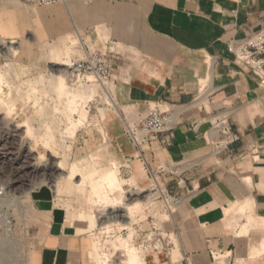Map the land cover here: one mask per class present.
<instances>
[{
  "label": "crops",
  "instance_id": "0c3cea01",
  "mask_svg": "<svg viewBox=\"0 0 264 264\" xmlns=\"http://www.w3.org/2000/svg\"><path fill=\"white\" fill-rule=\"evenodd\" d=\"M263 26L264 0H64L42 8L4 0L0 8V34L9 44L40 48L77 38L82 51L106 55L116 107L106 131L122 176L145 185L163 164L182 170L179 178L161 177L182 199L168 225L178 238V264H212L216 252L231 253V264H264V88L228 51ZM157 107L171 112L173 131L138 149L126 124L139 126ZM220 117L241 141L215 157L212 122ZM76 166L74 179L61 178L78 187L97 191L95 179L114 169L119 178L116 167L98 170L100 177ZM43 194L34 195L36 205ZM36 211L34 264H87L90 240L72 216L56 205ZM148 264L172 263L153 256Z\"/></svg>",
  "mask_w": 264,
  "mask_h": 264
},
{
  "label": "rangeland",
  "instance_id": "374dc122",
  "mask_svg": "<svg viewBox=\"0 0 264 264\" xmlns=\"http://www.w3.org/2000/svg\"><path fill=\"white\" fill-rule=\"evenodd\" d=\"M3 1L0 0V8ZM0 38V244H11L12 260L16 264H34L32 218L38 207L54 208L56 205L64 208L80 228V233L89 238L87 264H100L102 261L118 264L119 252L110 246L118 240L134 246L145 257L147 264L153 256L178 264V238L168 232V225L172 223L171 212L158 194L148 205L135 209L132 220L125 226L122 219L110 221L100 218L99 212L113 205L106 198H99L90 185L78 187L74 181L70 183L61 178V171L56 170L53 176L32 178L29 170L23 184L13 185L18 179L16 175L20 165L14 161L1 163V158L9 153L17 156L20 147H23L26 150L24 155L31 148L36 150L41 164L48 160L49 154L56 155V161H61L68 172L76 164L87 174L97 169L105 172L110 167L118 168L120 180L128 182L123 185L126 193L116 195L119 202L115 205L130 204L129 194L137 190L147 192L134 199L138 197L143 200L145 196L156 193L149 190L154 185L151 180L139 185L133 178L123 177L120 162L110 150L106 118L110 113H116L110 84L107 83L105 89L101 83L90 78L91 75H88L87 82V77L70 74V68L56 65L86 59L88 52L81 50L77 38L71 43L40 48H34L30 41L12 40L15 43L9 44L11 41L1 34ZM58 75L66 78L67 87L72 91L96 89L91 99L78 103L79 108H84L85 116L81 108L74 110L75 105L72 100H66L67 95L58 93L54 85V78ZM17 127L20 129L19 137L13 139L8 136L10 131L17 134L13 132ZM48 132H54L55 137L53 143L46 145L44 140ZM78 174L79 170L76 172ZM59 178L60 191L53 199V183ZM95 182L99 187H107V183H100L98 178ZM11 185L15 187L8 190ZM4 188L7 190L3 191ZM40 190L44 194L39 205H36L34 195ZM171 211L176 213L178 208ZM260 225L264 227V223ZM158 241L160 245L156 250ZM0 264H5L2 256Z\"/></svg>",
  "mask_w": 264,
  "mask_h": 264
},
{
  "label": "built area",
  "instance_id": "2783aa9c",
  "mask_svg": "<svg viewBox=\"0 0 264 264\" xmlns=\"http://www.w3.org/2000/svg\"><path fill=\"white\" fill-rule=\"evenodd\" d=\"M24 3L35 7L54 6L64 2V0H22ZM228 51L234 58V61L248 70L259 80L264 88V26L248 38L241 41H233L228 45ZM68 73H78L79 76L94 78L96 82L101 83L105 89L106 84L112 77V68L106 55L99 52L87 53L86 59L70 63ZM71 71V72H70ZM89 78V79H90ZM91 82V81H90ZM174 119L169 110L153 108L139 126L126 124L127 135L132 143L141 149L142 144L160 139L173 131ZM212 129L218 133L216 140L210 141L212 154L215 157L225 155L231 147L241 141V136L232 128L231 122L225 118H216L212 122ZM182 170L175 165L163 164L157 171L150 172V179L153 186L150 191H155L156 195L163 200L167 209L172 213V208H177L182 202L181 197L169 191L162 183L161 177L179 178ZM165 240V238H163ZM160 241L156 243L155 249H158ZM185 263L190 264L188 258ZM223 261V262H222ZM232 254L229 252H216L213 254L212 264H231Z\"/></svg>",
  "mask_w": 264,
  "mask_h": 264
},
{
  "label": "bare ground",
  "instance_id": "6f19581e",
  "mask_svg": "<svg viewBox=\"0 0 264 264\" xmlns=\"http://www.w3.org/2000/svg\"><path fill=\"white\" fill-rule=\"evenodd\" d=\"M0 42H2L1 38H0ZM56 65L67 67V68L70 67V64H66V63H63V64L57 63ZM65 71H67V69H65ZM54 85H55L56 89L58 90V93H60L61 95H67L66 100L70 99L73 101V103L75 105L74 106L75 111H79V109L81 108V107L79 108L80 104L78 105V103H80V101H82V103H83L87 99H91L94 96L95 90H96L95 88H93V89L92 88H84V90H81V91H72L69 89V87H67L66 78L64 76H61V75L55 76ZM76 90H78V89H76ZM0 105H1V102H0ZM80 111L82 112V115L85 116L84 108H81ZM18 131H20V129L17 127V129L15 131H13V132H17V134H14L10 131L8 136H11L13 139L15 137H19ZM49 131H51V128L49 129ZM54 137H55L54 132L53 133L48 132L45 136V140H44L45 144L49 145V144L53 143ZM1 142L2 141L0 140V143ZM22 148L23 147H20V149H19L20 152L18 153L17 156H15V155L11 156V154L9 153V154H5L1 158V163H5L7 161H14L15 164L20 165V167H18V169H17V175H16V176H18V179H17V181L14 182L13 185H15V184L18 185L20 183L23 184L24 181H26L24 179V177L26 178V173L29 170H30V175H32V178H36L39 175L53 176L55 174V172H57V171H61L59 173L60 177H65V178L69 177L70 179H74L76 177V172L78 170V168H77L78 166L73 165L72 167L69 168L70 171L68 172L65 170V167L63 166L61 161H56L57 160L56 155H54L52 153L49 154L48 160L46 162H44V164H41V162H40L41 158L38 155H36V153H37L36 150H33L31 148L24 155L23 153L26 152V150H23ZM98 170L99 169L94 171L92 173L93 174L92 176H100L98 173ZM81 183L82 184L88 183L86 181L85 177L81 179ZM100 183H108L109 186L107 188H104V187L102 188L99 186H98V188H96L97 187L96 186L95 188L97 189V191H96L97 196L99 198H106L108 200V203L113 205L111 207H106L108 209L102 210L99 213L100 218H106L110 221H117L119 219H122V220H124L125 226L129 225L130 221L132 220L134 210L139 209L141 206V204H140L141 200L140 199L136 200L137 203H135V205L132 206L133 204H131V202H132L131 196L142 195L143 193L147 192V190H138L137 194L133 193V192L130 193V195L128 197V201H130V204L120 203V205H117V204L115 205V203L119 202V199L116 197V195L126 193L124 190V187H123V182H121L120 179L118 178L117 169L106 172V176L101 177ZM13 185L8 187V190L10 188H14L16 186V185L15 186H13ZM91 185H93V184H91ZM6 190H7V188L3 189V191H6ZM155 195L156 194L147 195V196H145V199H143V200L151 201L155 197ZM249 220H250V218H249ZM253 222H251V223H253ZM4 223H6V219L4 220ZM8 224H7V226H8ZM255 224H256V222H255ZM101 225L102 224H100V226ZM110 246H112V249H115L116 251L119 252V254H118V256H119L118 262L119 263L118 264H147L145 257L140 255L137 252L136 248L134 246L130 245L126 241L118 240L116 242H113ZM11 247H12L11 244H9V245L0 244V257L1 256L4 257L5 264H16L15 261L12 260L11 249H10ZM262 248H264V242H263ZM2 261H3V259H2ZM100 264H115V262L111 263V262H107V261H102Z\"/></svg>",
  "mask_w": 264,
  "mask_h": 264
},
{
  "label": "clouds",
  "instance_id": "9594fccd",
  "mask_svg": "<svg viewBox=\"0 0 264 264\" xmlns=\"http://www.w3.org/2000/svg\"><path fill=\"white\" fill-rule=\"evenodd\" d=\"M124 183H127L128 181H123Z\"/></svg>",
  "mask_w": 264,
  "mask_h": 264
}]
</instances>
